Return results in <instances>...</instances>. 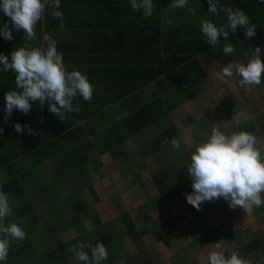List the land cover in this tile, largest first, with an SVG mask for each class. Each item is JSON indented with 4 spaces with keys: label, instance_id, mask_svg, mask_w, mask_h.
Masks as SVG:
<instances>
[{
    "label": "crops",
    "instance_id": "0c3cea01",
    "mask_svg": "<svg viewBox=\"0 0 264 264\" xmlns=\"http://www.w3.org/2000/svg\"><path fill=\"white\" fill-rule=\"evenodd\" d=\"M60 3L65 30L49 8L33 46H43L50 32L67 70L87 75L94 94L91 102L74 98L79 111L62 119L37 102L6 122L4 95L16 86L14 73L0 72V191L12 209L7 222L27 234V254L14 242L7 264H75L69 249L79 242H102L109 253L102 264H207L211 244L221 239L228 252L264 264V207L248 214L221 198L197 211L186 201L191 153L214 124L251 132L264 148V80L246 92L236 76L227 84L216 78L229 62L247 63L255 47L264 61V4L220 0L244 10L256 36L246 39L241 27L215 47L197 26L205 19L226 26L227 18L212 16L207 0H189L195 16L168 8L171 0H153L147 18L130 0ZM8 19L0 12V27ZM13 36L0 37V53L10 57L23 46V33ZM227 42L236 49L231 55L223 54ZM15 123L36 135L17 133ZM174 137L181 138L179 151Z\"/></svg>",
    "mask_w": 264,
    "mask_h": 264
},
{
    "label": "clouds",
    "instance_id": "9594fccd",
    "mask_svg": "<svg viewBox=\"0 0 264 264\" xmlns=\"http://www.w3.org/2000/svg\"><path fill=\"white\" fill-rule=\"evenodd\" d=\"M208 11L212 16L221 12L227 18V25L213 23L205 19L197 26L206 37L210 46H217L220 39L228 40L229 32L235 34L239 28L246 29L245 38L256 36V24L251 23L250 17L240 8L221 6L220 0H207ZM264 4V0H257ZM131 8L142 13L147 18L153 15L155 5L153 0H130ZM189 0H171L170 9H184L196 15L195 8H189ZM52 8L51 16L61 21L60 30H65L64 16L60 11V0H0V12L8 17L0 27V37L6 41L14 40L13 31L22 32L23 46L11 51L10 57L0 53V72L14 73L15 90H8L4 95L5 121L14 110L27 115L31 112L33 103H39L44 108L48 103V111L62 119L65 112L79 111V106H73L77 96L85 102H91L94 85L87 75L78 70L68 71L64 57L58 51V42L52 34L42 37L43 46H33L38 40L37 24ZM215 47L213 50H215ZM251 48V46H250ZM236 51L232 43H225L224 55ZM247 63L229 62L220 67L216 78L227 84L229 79L239 78L238 85L246 92L252 86H260L264 80V61L261 60V49L255 47L251 53L247 51ZM237 123H239L237 119ZM17 133L26 132L36 135L30 125H13ZM4 131L0 128V133ZM171 147L179 151L181 138L170 140ZM259 138L247 131L226 132L214 124L211 134L203 142L194 146L190 162L187 165V178L191 181L192 191L186 194V201L197 211L204 202L223 199L228 206L235 210L251 214L254 208L264 207V148L259 147ZM12 215L9 197L0 191V264H7L9 251L14 242H22L27 238L24 229L17 223L7 222ZM214 250L207 253V264H251L236 251L228 252V242L221 239L211 244ZM69 251L75 264H102L108 259L109 253L102 242H79Z\"/></svg>",
    "mask_w": 264,
    "mask_h": 264
},
{
    "label": "rangeland",
    "instance_id": "374dc122",
    "mask_svg": "<svg viewBox=\"0 0 264 264\" xmlns=\"http://www.w3.org/2000/svg\"><path fill=\"white\" fill-rule=\"evenodd\" d=\"M197 238H195V240H198V244L200 245V242L201 243H203V234L200 232V233H197ZM22 245V247H20V246ZM14 247H16V250L17 251H19L20 252V254H27L26 253V250H27V241H25V240H23L22 242H16V246H14ZM11 248V250H14L15 251V248ZM198 250V249H197ZM11 252V251H10ZM27 255H23V257H26ZM185 258V257H184ZM7 263H8V260H7ZM195 264H204V262L203 261H198L197 263H195Z\"/></svg>",
    "mask_w": 264,
    "mask_h": 264
}]
</instances>
